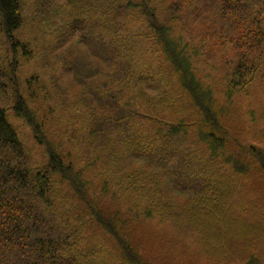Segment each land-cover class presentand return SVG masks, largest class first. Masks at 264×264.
Here are the masks:
<instances>
[{"label": "trees", "instance_id": "1", "mask_svg": "<svg viewBox=\"0 0 264 264\" xmlns=\"http://www.w3.org/2000/svg\"><path fill=\"white\" fill-rule=\"evenodd\" d=\"M76 3L91 0H37L73 79L52 94L18 75L26 1L0 0V264H166L157 224L221 264H262L264 146L233 131L228 100L264 83V0L115 2L114 19L70 23Z\"/></svg>", "mask_w": 264, "mask_h": 264}, {"label": "rangeland", "instance_id": "2", "mask_svg": "<svg viewBox=\"0 0 264 264\" xmlns=\"http://www.w3.org/2000/svg\"><path fill=\"white\" fill-rule=\"evenodd\" d=\"M25 1L29 10L26 11L24 25L16 33V36L21 43L29 46L31 55L25 59H19L20 56H17L19 61L18 75L21 77L22 83L24 84L27 79L34 80L41 74L47 81L46 85L50 88L52 94L55 93L57 85L70 88L73 79L63 68V55L61 49H56L54 29L50 30L46 27L45 23L40 20L39 14L36 13L37 0ZM128 1L137 4L143 0H91V5H88V3L70 4L68 9L64 12V17H66L70 23L75 17L84 18L85 16L95 17L98 20L100 19V22L102 21L101 18L111 20L114 19V14H111L114 3L125 4ZM105 9L109 11L108 15L104 13ZM197 22L196 42L200 39V37L197 38L199 32ZM142 23L143 22L138 21L134 29H143L145 26H142ZM55 26H57V24ZM8 49L9 46L6 37L1 31L0 25V62L2 63L0 64L1 68H4V70L8 67V56L11 57L9 53L7 54ZM142 49L147 52V59L144 61L147 62L151 57L150 53L147 51L148 47L140 48V50ZM2 99H4V96ZM228 101L232 104V114L230 116L231 119H229L233 131L240 133L241 136L245 137L248 141L264 146V83L259 81L253 85L249 91L244 93L235 92ZM12 106L13 101L7 103V111L21 141L30 152L34 164L38 166L44 165L47 162V157L44 153L45 149L37 143L33 127L21 117L16 116L12 110ZM58 113H62V111L56 112V114ZM58 125L60 126V122L55 120L52 127ZM172 198L177 201L182 199L179 194H174ZM155 225L156 224H152V227ZM157 225L158 226H155L151 232L159 239V241L156 242V246L163 251L162 262L166 264H221L198 250L195 243L190 240V237H182L173 229L171 230L169 228L166 230L163 225ZM193 234H196V232ZM161 236L163 237V243L160 241ZM262 264H264V262Z\"/></svg>", "mask_w": 264, "mask_h": 264}]
</instances>
